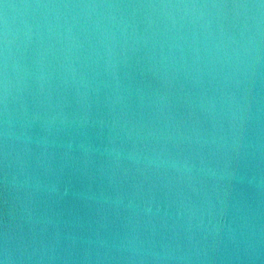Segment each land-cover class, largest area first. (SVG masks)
Instances as JSON below:
<instances>
[{"label": "clouds", "instance_id": "9594fccd", "mask_svg": "<svg viewBox=\"0 0 264 264\" xmlns=\"http://www.w3.org/2000/svg\"><path fill=\"white\" fill-rule=\"evenodd\" d=\"M0 264H264V0H0Z\"/></svg>", "mask_w": 264, "mask_h": 264}, {"label": "water", "instance_id": "95a60500", "mask_svg": "<svg viewBox=\"0 0 264 264\" xmlns=\"http://www.w3.org/2000/svg\"><path fill=\"white\" fill-rule=\"evenodd\" d=\"M9 2H12V3H19V2H21V0H9Z\"/></svg>", "mask_w": 264, "mask_h": 264}]
</instances>
